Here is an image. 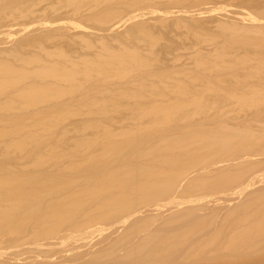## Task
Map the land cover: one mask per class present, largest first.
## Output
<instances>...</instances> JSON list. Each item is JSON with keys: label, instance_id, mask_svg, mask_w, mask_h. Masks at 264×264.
Listing matches in <instances>:
<instances>
[{"label": "bare ground", "instance_id": "1", "mask_svg": "<svg viewBox=\"0 0 264 264\" xmlns=\"http://www.w3.org/2000/svg\"><path fill=\"white\" fill-rule=\"evenodd\" d=\"M69 2L73 1L69 0ZM231 24L232 28L225 30L233 37L241 35L251 38V29L247 23L232 21ZM116 25L118 23L112 24L111 30ZM243 43L250 44L246 41ZM34 46L38 54H24L12 50L10 55L13 60L1 58L0 148L6 150L5 159L9 160L13 157L11 153L23 154L29 149L46 146L50 155L35 157L33 164L38 167L48 165L55 172L43 171L39 175V184L34 188L29 187L21 176H0V264H9L7 263L9 261L10 264H158V262L171 264L167 261L177 259L183 262L190 259L193 261V259L197 260L199 254H206L204 256L209 257L214 250L211 246L215 242V224L214 227H210L212 231L210 228L206 229L210 234L207 232L208 238L199 243L194 235L196 233L194 228H189L190 225L185 228L186 221H182L184 217L181 220L175 213L180 212L181 215L183 212L185 215L182 213V216L187 214V217L191 215L193 217L198 213L194 210L202 202L215 197L226 200L246 191L250 186L246 181L241 186L229 188L237 181L239 175L230 176V171H228L230 174L226 175L228 172L223 166L228 164V159L232 156L245 155L255 145H261L264 135H260L250 125L230 124L227 121H219L216 126L209 127L208 133L196 131L197 127L195 129L192 128L195 125L191 126L193 124L183 123L185 127H181L183 124L177 123L195 114L209 116L215 109V101L206 102L208 100L204 99L208 96L205 95L206 93L215 96V78L211 77L212 75L206 76L205 72L200 73L209 79L191 78L195 83L205 81L202 88L187 84L189 81L190 84L193 83L190 79L186 82L168 75H165L163 80L160 78L164 84L160 86L159 81V85L152 88L153 92H156L155 95L161 96V98L156 96L159 100L155 98L153 101L152 95L150 98L152 100L144 103L145 100L142 99L141 102L140 99H136H145V97L135 92L133 96L137 98L134 100L139 103L124 102L123 105L121 99L120 102H118L119 98L115 100L116 95L120 94L114 93L113 95H116L112 97L113 100L108 98L112 100L109 101V106L114 105L112 107L114 111L122 105L131 104L128 106L130 109L127 106L126 109L131 110L132 107V114L131 111L126 109L125 111L124 107L123 111L117 112L128 111L130 113L126 114L127 116L135 114L139 117L134 115L131 119L132 117L128 116L131 117L130 122L124 125L121 119L122 127H116L117 123H113L115 127L111 125L113 121L110 116L106 123L98 122L99 119L96 118V121H85L83 125H79V128L71 124L72 129L75 128L78 132L72 133L70 123L69 129L64 124L67 125L66 121L74 116L93 113L91 119H94L95 114L113 111L107 109L110 108L109 106H102L105 104L101 103L102 99L98 100L99 96L97 100L92 95L87 97L89 99H85L87 91L91 89L94 91L98 87L96 90L98 93L118 92L120 82L115 83V80L120 81L131 76H135L136 79L127 81L128 85H135L133 87L136 90V85L138 88L139 85L145 86L146 89V84L149 83L147 81L150 80L147 78L152 74L156 75L146 71L151 62H148L149 59L143 57L144 55L139 51L127 50L119 53L103 43L102 52H95L93 56H83L78 61L68 54L59 55L62 61L57 63L48 59L57 57V54L48 49L43 42H36ZM87 46H92V43L87 42ZM210 49L209 52L214 53L215 47L211 46ZM0 56H3V53H0ZM198 68L211 72L215 68L214 57L202 56ZM170 85L172 90L168 88ZM161 87H166L165 89L168 88L171 92L174 89L177 93L176 98L165 100L168 96L162 93H166L168 89L164 91L163 88L164 90L159 92L158 89H162ZM139 89L141 90V87ZM93 91L90 92L93 94ZM79 92L82 94L81 98L76 95ZM75 96L81 100L79 105L78 102L72 101ZM182 96L184 102H182L184 99L180 98ZM232 96L239 97L235 93ZM104 97L106 98L105 95ZM167 101L169 103H166ZM246 105L245 101L243 106ZM126 115L123 118L126 119ZM144 117L150 119L146 122ZM114 118L116 119V116ZM117 122L119 123V119ZM160 128L162 135L156 136L153 132ZM68 135L70 137L78 135V137L71 141ZM152 138L156 139L151 144ZM19 159H22V156ZM217 166H220L217 169L219 174L217 178L224 170L225 173L227 172L222 173L224 178L231 177L227 179L231 184L227 182L228 186L225 183L226 187L223 183L214 182L223 186L218 187L219 193H215V187L214 189L211 187L216 177L212 176V180L211 175L217 172ZM207 175H210L208 180H212L210 182L212 192L199 196L195 191L203 192L205 191L203 188L209 186V182H206ZM204 176L205 182L200 180ZM223 176L216 180L225 181ZM260 179V177L249 178L247 181L253 184ZM198 181L203 183L199 184ZM218 185L214 184V186ZM257 201L252 209H248L245 204L230 207L225 214L218 211L225 216L222 217L221 222L227 219L234 224L231 220L234 210L238 207L244 209L243 217L240 216L242 223L234 224V228H238L239 233L230 234L231 237L224 244L223 250L234 252L233 250L239 248L240 242L245 243V238L249 239V237L242 231L259 235L264 230V197ZM24 204L35 212L31 216L35 220L30 224L33 230L27 233L23 232V227H15L14 223L17 219L10 213L12 210L21 211ZM257 209L261 212L260 217L255 221H248L253 216L251 212ZM216 215L213 214L212 217L216 218ZM145 217L161 218L155 221L151 219L152 222L149 223H153L152 225L148 223V226H143L146 221H143L144 224L142 223L140 227L135 225ZM211 219L205 223L210 222V225H213ZM199 220L201 219L198 218L200 224ZM216 220L217 218L213 221ZM179 221H181L179 224L184 222L185 227L183 225L181 228ZM193 224L191 223V226ZM173 226H177L175 228L178 230L175 229V232L169 230L173 232L170 234L166 227L172 229ZM160 228L162 232L167 231L163 232L162 236ZM122 231L125 236L119 233ZM132 232L137 233L136 236L133 233V237L130 238ZM100 233L104 235L106 233L109 235L107 238L110 239L101 246L94 241ZM164 234L171 236L165 239ZM191 234L192 237L195 236L193 237L195 241L191 240L193 238L190 239L191 242L186 240L188 249L185 248L186 253L181 252L180 246L185 243V239L190 238ZM234 247L236 249H233ZM47 251L53 254L51 252L45 254ZM169 252L172 254L170 255ZM186 261L185 263L188 262Z\"/></svg>", "mask_w": 264, "mask_h": 264}, {"label": "rangeland", "instance_id": "2", "mask_svg": "<svg viewBox=\"0 0 264 264\" xmlns=\"http://www.w3.org/2000/svg\"><path fill=\"white\" fill-rule=\"evenodd\" d=\"M72 1L73 2H69V0H0V53H3V56H0V61L1 58L5 60H13V57L10 55V52L12 50L21 51L24 54L36 53L34 46L36 42H43L48 49L53 50L55 54H57V57L48 59L55 60L57 63L59 61H62V58L59 55L68 54L70 57L78 61H80L81 57L83 56H93L95 55V52H102L101 48L103 43H106L110 49L119 53H123L127 50L139 51L144 55L143 57L149 59V61L147 60L148 62H151L146 71L156 74L153 76V74L151 73L152 75L150 74V77L146 76L148 77L147 79H150L148 81L145 79L147 82H149L147 84H150L149 88L147 87V84L146 89L144 88L145 86L142 87L139 85V88L141 87L140 90L136 85V90L133 87L135 85H128V83H126L127 81L136 79L135 76H131L120 81L115 80V83L120 82L118 92H109L108 94V92L103 91L105 93L104 94L96 92V90H98V87L94 91L90 88V91H93V94L90 91H87L85 99L91 95L95 99L99 96V99H97H102L101 103L105 104L102 106L106 107L110 105L109 101H112L114 99L112 97H115L116 94H113L118 93L120 95H116L115 100L116 98H119L118 102H120L121 99V102L123 101V105L124 102H131L134 104L139 103L135 102L134 100L137 98L133 96V94H135L136 92L137 94L141 93L143 97H145V99L137 98L136 100L140 99V101L142 102L143 99L145 100L144 103H146L147 101L150 102V100H152L153 98V101L155 100V98L157 100H159L158 97L161 98V96L155 95L156 92H153L152 88H155V85L158 86L159 81L161 82L160 86H162V83L164 81L162 82L161 80L166 77L165 75L171 77L173 76V79H181L186 82L187 79L188 81L189 79L191 80V78L197 77L205 79L206 76L210 77L212 75L211 77L214 76L215 78V80L214 78L212 79L215 81V96H209L210 93H206L205 95L208 96L204 99L208 100L206 102L215 101V109L210 112L209 116L203 114H195L190 118L179 120L177 123L179 125H182L183 123L193 124L191 126L195 125L192 128L196 129L197 127L196 131L198 130L203 133H208L209 127H212L214 125L216 126L217 122L219 121H227L230 124L250 125L254 129H256L260 135H264V0ZM77 8L78 10H75ZM232 21L247 23L251 29V38L249 39L241 35L233 37L229 31L225 30V28H232ZM114 23H118V25H116V27L111 30L110 27ZM244 41H246L248 44L250 42V44L245 45L243 43ZM87 42L92 43V46H87ZM211 46L215 47L214 53L209 52V50H211ZM7 55H9V57H7ZM202 56L214 57L215 68H213L211 72L204 71L198 68L199 59ZM243 60H245V62H242ZM200 72H205L204 74H206V76H204V74ZM208 77H206V79H209ZM191 81L193 83L190 84L189 81L187 84L196 86L198 88L205 84V81H198L196 83L195 80ZM170 83H174V81H170ZM171 85L173 86V84ZM171 85L168 88L172 90ZM131 86L132 88H134V91ZM161 88L162 89H158L159 92L160 90H164L166 87ZM167 89H165L164 91H166ZM129 93L132 95H129ZM147 93L150 96H148ZM233 93L237 94L239 97H233ZM103 94L106 96V98ZM162 94L168 96L167 98L165 97V100H168L169 98H176L175 95L177 93L174 89L173 92L168 89L166 93ZM76 95L81 98L82 94H80L79 92ZM152 95L154 97H152ZM77 96L72 98V101L73 103L78 102L79 105V102H81V100H78ZM151 97L152 99H150ZM208 97L210 98V100ZM108 98L112 100H109ZM180 98H183V96ZM184 101L185 99L182 102ZM245 101L247 102V105L243 106V103ZM166 103H169V101H167ZM123 105L119 109H117V111H123V107L125 110L126 106L128 107L131 104H126L125 106ZM112 107H114V105ZM112 107L107 109L113 110ZM129 109L126 110L131 111V113L128 111L126 113V110L124 112L118 113L117 111H114V109L112 112L106 114H95L96 116L94 119H91L93 118L91 116L93 115V113H89L85 116H74L73 118L71 117L72 119L66 121L68 124H64V126L69 129V126L73 124L75 125L74 127L79 128L85 121H93L96 118V120L99 119L98 122L100 121L102 123H106V120L111 117L110 119L113 121L112 122L109 120L110 122H112L111 125H113L114 127L115 125L116 127H122V124L124 125L128 121L130 122V118L132 116L134 117L135 115H128L131 116L129 118L126 114H132V107L131 110ZM106 115L107 119H105ZM125 115L127 116L126 119L129 118L128 120L123 118V116ZM114 116H116L117 120L114 118ZM133 117L131 119H133ZM135 117L139 116L135 115ZM118 119L119 123L117 122ZM121 119H123L124 122L121 121ZM144 119H146L147 122L150 118L144 117ZM109 121L108 124L110 123ZM120 122L123 123L120 124ZM113 123L117 124L114 125ZM184 124L181 127H185ZM72 126L70 129L73 130L72 133H75V131L77 132V129H72ZM155 130L157 131H154L153 133L156 136L162 135V132H160L162 130L161 128ZM88 131L89 130H87V132ZM56 137L58 138V135ZM68 137V139L73 141L78 137V135L71 137L70 135H68ZM155 139L156 138L150 139V143L152 144ZM260 147L264 148V141L261 143V145H255L252 150L245 155L237 154L235 156H232L231 159H228L229 162L227 165H224L222 163V165H224V169L227 172L230 171L231 174L229 172H226V174L225 170L224 172H219L225 173L226 175L230 174V176L233 177L239 175V178L235 183H229L227 179L230 176L225 179L222 173L220 174L223 176L225 181L223 180V182H219L218 180H216L217 176L219 175L217 174V169L220 167L217 166V172L211 175V179L213 178L212 176H216H214L215 180L212 179L213 184L210 183L212 182V180H208L210 179V175H207L209 178L207 177L206 182H209V186H207V188H209L207 189L205 187L203 188V190L205 191L201 189L203 192L198 193L197 191H195V193H197V195L199 196H204L205 194L212 192L213 187H215V193H219L220 191L217 192V190H219L218 187L223 186H221V184L219 186L218 183H223L224 185L228 182L229 184H231L230 186L229 184H227L229 188H235L241 186L245 181L250 184L249 188L246 191L238 195L231 196L226 200L221 197H215V199L208 200L207 202H202L200 206L198 204V206L194 210L196 211L195 213H198L193 216L196 220L193 219L192 215L190 217H187V214L186 216H184L185 214L183 212V216L182 213L181 215H179L180 212L175 213V215L177 214L179 218H181V220L184 217L182 221H186V227L183 224L184 222H182L181 224H179L181 221L178 222L179 225H182L181 228L183 227V225L185 228H188V225H190L189 228H194V233L196 231L198 235L196 233L192 234L196 236V240L199 243L204 242L205 239L208 238V233L212 231V228L210 227H214L215 224V242L213 243L214 246H211L212 248H214V253L212 252L209 257H207L208 255L204 256L206 254H199L197 260H189L191 261V263L188 260L187 261L189 263L186 260H184V262L177 261L178 259H175L177 263L174 260H168L167 262L171 264H264V230L259 235H253L249 234L248 232L242 231V233L248 235L249 239L245 238V243L241 244L242 242H240V246L237 244L239 248L237 247L238 249H236L234 247L233 249H236V251L233 250L234 252L230 250L232 248H229L230 251H227V249L223 250L224 244L227 242V240L230 239L231 235L233 233H239V229L234 228V224L242 223V221H240V216L242 215L244 209L238 207L236 208V210H234V213L231 216V220L234 224H232L226 218L225 221L223 218L224 222H221L224 215H221L222 213H219H228L227 209H229L230 207L245 204L247 205L248 209H252L254 207L253 205L258 202L257 199H262L264 197V149ZM6 154V150L0 148V176H21L23 177L24 182L31 188H34L39 184V175L43 171L55 172L48 165L38 167L33 164L35 157L41 158V156L50 155L47 151L46 146H43L41 148L29 149L27 151H24L23 154L19 152L11 153V156L13 157L9 160L5 159ZM20 156H22V159H19ZM144 159L149 160V158ZM221 175L220 177H222ZM258 177H260L261 179L255 181L253 184L247 181V179L249 178L257 179ZM204 178L206 180L205 176L200 180L205 182ZM198 182L199 184L203 183L201 181ZM214 184L218 186H214ZM226 184L224 187L227 186ZM210 185L212 188H210ZM204 205H206L207 207ZM210 212L212 213V215L209 214ZM10 213H12V215L17 219L14 223L15 227H23L22 229H24V233L33 230V226H31L30 224L35 220L31 217L35 214V212L27 208L25 204L24 208L21 211L12 210L10 211ZM251 213L253 214V216L250 217L251 219H249L248 221H255L260 217L261 214L260 210L258 209ZM213 214L214 216L216 215V221H213L216 219L215 217H212ZM218 215L219 217H217ZM159 218L161 217H155L154 219L152 217H145L144 219L142 218V220H140L141 222L137 221L138 223L140 222L141 225H139L138 223H135V225L137 224V226L140 227L142 226L143 221H146L147 223H143V226H148V223L152 222L151 219L155 221V219ZM198 218L201 219L199 220L200 224L198 223ZM211 218L214 219L212 220ZM210 219L213 225H210V222L205 223L206 221H210ZM229 222L231 224H229ZM150 223L149 225L153 224ZM191 223L193 224L192 226ZM194 225L196 226L194 227ZM154 226L152 228H154ZM203 226H205V228H203ZM173 227L172 229H170L171 226L170 228L166 227V230L168 229V232L172 234L173 232L171 233V231L169 230H174L175 232L177 226H175L176 228ZM161 228L159 230L160 232H162ZM195 228L197 230H195ZM209 228L210 231L206 230ZM198 230H200L201 232ZM163 232L161 236L163 235ZM119 233L124 234L123 231ZM119 233L117 235H119ZM133 233L134 232L131 233L132 236L130 238L133 237ZM136 233L137 232L134 233L135 236ZM167 234H164L163 236H166L165 239L168 238L167 236H171ZM192 234L191 236L189 235L190 238L188 237L187 239H185V243H182V245L180 246L179 249L182 248L181 252L185 251L186 253V250L188 249V244L186 243L187 241H195V236H193V238ZM211 234H213V232ZM103 235V233H100L94 239V241H97L98 244L100 243L99 246L110 241V239L107 238L109 237V235H107L106 233L104 236ZM128 235L130 234L128 233ZM101 238L103 240H101ZM96 239H98L100 242ZM190 245L191 243L189 244V247ZM229 247L231 246L229 245ZM185 248L187 249L185 250ZM48 252L51 251H47V253L45 254H50ZM51 253L53 254V252ZM169 254L171 255L172 252H169ZM185 261L187 263H185ZM7 263L10 264V261ZM159 263L160 262H158V264Z\"/></svg>", "mask_w": 264, "mask_h": 264}]
</instances>
